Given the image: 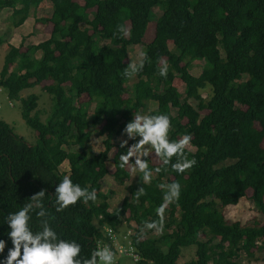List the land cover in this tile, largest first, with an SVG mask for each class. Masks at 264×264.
<instances>
[{"label": "trees", "instance_id": "obj_1", "mask_svg": "<svg viewBox=\"0 0 264 264\" xmlns=\"http://www.w3.org/2000/svg\"><path fill=\"white\" fill-rule=\"evenodd\" d=\"M42 1L0 0V11L11 9V27L28 18L51 25L49 37L36 44L21 39L13 45L0 35V45L8 44L0 88L20 101L22 119L36 132L35 142H26L0 119V238L5 240L0 257L11 246L4 216L40 189L50 226L61 238L77 241L85 257L106 240L104 226L127 237L122 243L138 259L119 257L134 264H241V254L253 259L254 249L264 250V219L242 224L228 221L221 210L249 191L264 215V0H48L50 15L37 17ZM135 45L146 54L143 66L126 76L128 51ZM194 60L202 61L198 75L188 71ZM162 61L168 65L165 76L158 74ZM176 78L184 85L183 96L173 85ZM35 85L53 101L45 121L36 111L37 95L19 94ZM205 89L208 96L202 98ZM81 100L93 103L90 115ZM148 101L156 108L145 110ZM136 112L169 115V139L189 134L192 148L185 153L195 164L182 173L161 167L149 183L137 175L110 208L113 190L102 191L100 183L110 172L108 159L117 185L129 178L118 157L134 141L121 148L115 137ZM92 130L105 138L102 150L88 153ZM64 162L67 168L61 170ZM148 163L160 167L150 156ZM64 175L95 189L96 200L78 199L56 212L49 195ZM173 181L181 186L179 198L158 216V185ZM137 188H143L138 198ZM145 221L162 224V230L145 228ZM29 225L39 226L34 213ZM187 247L195 249L193 256L178 263Z\"/></svg>", "mask_w": 264, "mask_h": 264}, {"label": "clouds", "instance_id": "obj_2", "mask_svg": "<svg viewBox=\"0 0 264 264\" xmlns=\"http://www.w3.org/2000/svg\"><path fill=\"white\" fill-rule=\"evenodd\" d=\"M118 31L128 33L129 29L118 26ZM145 52L141 50L139 65L129 64L124 75L135 73L138 66H143ZM168 71L166 62H161L159 75L165 76ZM170 119L164 113L147 114L136 112L127 121L122 129L126 139L119 142L124 148L131 139L126 151L118 157L119 167L127 166L130 176L138 175L144 183H149L153 172H159L161 167L170 166L177 173H182L195 164V159L187 158L186 146L190 143V135L185 133L178 139H169ZM154 155L160 161V167H149V154ZM173 157L175 160L173 161ZM131 158V159H130ZM158 187L162 190V203L157 207V215L163 213L164 207L179 198L181 186L173 181L161 183ZM45 191L38 190L28 197V200L15 211L4 216L3 222L7 225L6 235L10 241V247L4 256L0 257V264H114L119 257L108 246H99L91 249L87 257L81 254V245L72 239L61 238L50 226L51 216L44 205ZM136 197L143 195V188H137ZM56 212H61L77 200L82 202L95 201V189L89 190L87 186L81 187L73 183L68 175H64L55 185L54 191L49 197ZM39 220L37 229L29 225L32 215ZM144 227L154 229L158 234L162 230V224L154 221H145ZM118 235V234H117ZM105 236V235H104ZM120 241H124L123 237ZM107 241V238L106 240ZM5 251V240L0 238V253Z\"/></svg>", "mask_w": 264, "mask_h": 264}, {"label": "rangeland", "instance_id": "obj_3", "mask_svg": "<svg viewBox=\"0 0 264 264\" xmlns=\"http://www.w3.org/2000/svg\"><path fill=\"white\" fill-rule=\"evenodd\" d=\"M11 9L3 8L0 11V35H3V38L5 41H7L10 44L19 45L21 39L24 40V44H36L38 42H41L42 40L49 37L51 25L48 24H42L39 22H35L34 19H27L22 26L18 27H11L9 15H10ZM36 16L37 17H45L49 16L51 13V7L48 0H43L36 9ZM154 20L158 16L159 11L154 9ZM28 37V38H27ZM27 38V41H26ZM169 42V41H168ZM169 49L171 51H174L173 44L171 42L168 43ZM8 50V44L2 43L0 45V70L3 64V58ZM142 50L141 45H135L129 48L128 51V58L126 59V64H136L141 60V57L139 56V52ZM175 52H178L176 50ZM37 56H40L39 52L36 53ZM165 60V59H164ZM202 61L194 60L191 62L188 66V71L193 75H198L200 73ZM135 80L134 77L130 79V81L127 83L128 86ZM173 85L177 88V90L182 94L184 91V85L179 79L173 80ZM35 94L38 97L37 100V107L36 111H38V114L40 116V119L42 121H45L46 118L49 116L53 109V101L51 99V96L42 89L41 85H35L31 88L23 89L19 94L21 97H25L28 94ZM130 94V93H129ZM202 98H207L208 96V89H205L201 91ZM81 105H85L86 112L88 115L91 114L93 111V103H86V101L81 100ZM189 104L191 106L195 107L196 102L192 99L188 100ZM156 108V102L154 101H148L147 107L145 110H153ZM144 111V110H143ZM174 112V110H172ZM202 115L205 112H200ZM90 118L89 116L87 117ZM0 119L7 122L13 127V130L16 132V134L23 137V139L26 140V142L34 143L36 139V132L34 129L26 125L24 120L21 117V111H20V101L17 99H9L7 97V94L5 90L0 88ZM105 136L99 135L95 132V130H92L91 137L89 139V149L88 153L92 152H98L103 149V140ZM126 139V134L122 133L115 137L116 142H120V140ZM187 148L191 149L192 146L188 144L186 146ZM113 153L110 152V155ZM109 155V156H110ZM150 159L153 163H158L159 160L157 157L149 154ZM106 165L108 170L110 171L102 180L100 183V188L102 191H106L109 189L113 190V194L109 197V204L110 208L115 207L119 204V202L122 200V198L126 194V186L130 184L131 182H134L136 179V175L129 176L128 179H125L124 183L122 185H117L111 175V172L113 170L112 168V161L108 159L106 161ZM67 168L66 162H64L60 169ZM153 176V173H152ZM225 218L228 221H240L242 224H250L254 220H259L260 222L263 221L264 215H262L253 204L252 200L250 199V193L249 191L246 192V195L233 205H227L221 208ZM256 218V219H254ZM121 229L124 231L126 229L125 222H122ZM127 232L129 230L127 229ZM123 235L118 234L116 241L119 242ZM258 245H260V242H258ZM194 248L193 247H187L182 249L180 256L178 258V263H181L182 261H186L190 259L194 254ZM254 256L253 259H249L244 253L241 254L239 257V262L241 264H264V250L263 249H254ZM114 264H134V261L128 257L120 256L117 259L114 260Z\"/></svg>", "mask_w": 264, "mask_h": 264}, {"label": "built area", "instance_id": "obj_4", "mask_svg": "<svg viewBox=\"0 0 264 264\" xmlns=\"http://www.w3.org/2000/svg\"><path fill=\"white\" fill-rule=\"evenodd\" d=\"M103 234L107 238V241L99 240L97 242L96 247L105 246L106 245L112 250L111 246L113 245V246H115L117 248L116 252H114L112 250L113 253H114V259H115V256L117 254H123V255L131 256L133 260H137L138 259V255L134 252V250H131V248L129 246L125 245L121 241H119V242L116 241L117 234H115L113 232V228H111L109 226H104ZM123 240H127V237L124 236Z\"/></svg>", "mask_w": 264, "mask_h": 264}, {"label": "crops", "instance_id": "obj_5", "mask_svg": "<svg viewBox=\"0 0 264 264\" xmlns=\"http://www.w3.org/2000/svg\"><path fill=\"white\" fill-rule=\"evenodd\" d=\"M29 19V18H28ZM32 19V18H31ZM22 26V25H21ZM28 38V37H27ZM27 38H26V41H27ZM14 45V44H13Z\"/></svg>", "mask_w": 264, "mask_h": 264}]
</instances>
